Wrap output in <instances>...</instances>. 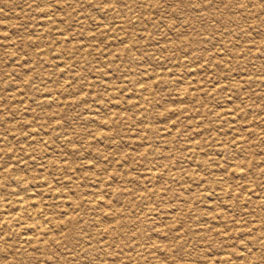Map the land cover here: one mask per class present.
Masks as SVG:
<instances>
[{
  "label": "rangeland",
  "instance_id": "1",
  "mask_svg": "<svg viewBox=\"0 0 264 264\" xmlns=\"http://www.w3.org/2000/svg\"><path fill=\"white\" fill-rule=\"evenodd\" d=\"M0 140V264H264V0H0Z\"/></svg>",
  "mask_w": 264,
  "mask_h": 264
},
{
  "label": "bare ground",
  "instance_id": "2",
  "mask_svg": "<svg viewBox=\"0 0 264 264\" xmlns=\"http://www.w3.org/2000/svg\"><path fill=\"white\" fill-rule=\"evenodd\" d=\"M112 3V2H111ZM118 3H120V2H118ZM123 3V2H122ZM180 5V4H179ZM47 9V8H46ZM125 16V15H124ZM131 20V19H130ZM82 25V24H81ZM35 36V35H34ZM90 39V38H89ZM91 40V39H90ZM59 48V47H58ZM61 48H63L62 46H61ZM65 48V47H64ZM75 49H76V47H75ZM74 49V50H75ZM67 50V49H66ZM50 51V50H49ZM184 54V53H183ZM187 55V54H186ZM45 57V56H44ZM133 57V56H132ZM17 59V58H16ZM48 60V59H47ZM52 60V59H51ZM50 63V62H49ZM91 64V63H90ZM217 64V63H216ZM51 66H53V64L51 65ZM97 67V66H96ZM73 71V70H72ZM105 72V71H104ZM72 73V72H71ZM144 73V72H143ZM72 75H73V73H72ZM107 75V74H106ZM24 84H26L25 82H24ZM61 84V83H60ZM135 84V83H134ZM186 85V84H185ZM139 86V85H138ZM179 86V85H178ZM134 88V87H133ZM179 88V87H178ZM215 88V87H214ZM178 91V90H177ZM53 93V92H52ZM58 93V92H57ZM144 93V92H143ZM60 94V93H59ZM181 94H183V93H181ZM180 95V94H179ZM44 96V95H43ZM55 96V95H54ZM63 97H64V94L62 95ZM99 96V95H98ZM183 96V95H182ZM45 97V96H44ZM262 97V96H261ZM49 98V97H48ZM201 98V97H200ZM56 99V98H55ZM46 100V99H45ZM51 100V99H50ZM31 101H33V99L31 100ZM188 101V100H187ZM62 102V101H61ZM37 103V102H36ZM22 104V103H21ZM68 104V103H67ZM57 105V104H56ZM55 106V105H54ZM49 108V107H48ZM51 108V107H50ZM201 108V107H200ZM236 108V107H235ZM57 109V108H56ZM40 111V110H39ZM47 111V110H46ZM54 111V110H53ZM34 116H35V114H34ZM43 116V115H42ZM28 118V117H27ZM102 118V117H101ZM30 119H31V117H30ZM58 119V118H57ZM28 120V119H27ZM41 120V119H40ZM7 121V120H6ZM97 121V120H96ZM4 122V121H3ZM46 122V121H45ZM52 122H55V121H52ZM13 123V122H12ZM94 123V122H93ZM103 123V122H102ZM96 124V123H95ZM9 125V124H8ZM182 126V125H181ZM93 127H95V126H93ZM101 130H103V129H101ZM7 131V130H6ZM39 132V131H38ZM100 132V131H99ZM26 134V133H25ZM101 134V133H100ZM39 135V134H38ZM47 135V134H46ZM63 136H65V135H63ZM4 137V136H3ZM27 137V136H26ZM46 137V136H45ZM119 138V137H118ZM20 140V139H19ZM56 140V139H55ZM116 140V139H115ZM22 141V140H21ZM45 141V140H44ZM66 142L68 141V140H65ZM0 142H1V140H0ZM72 143V142H71ZM37 144V143H36ZM120 144V143H119ZM24 147H25V145H24ZM26 148V147H25ZM51 148V147H50ZM119 148V147H118ZM145 148V147H144ZM24 149V148H23ZM34 150V149H33ZM19 151V150H18ZM32 151V150H31ZM26 152V151H25ZM234 161H236V160H234ZM45 163V162H44ZM63 163V162H62ZM98 164V163H97ZM177 164V163H176ZM69 165V164H68ZM70 166V165H69ZM10 167V166H9ZM65 167H67V166H65ZM84 169V168H83ZM12 170V169H11ZM10 170V171H11ZM45 170V169H44ZM14 171H15V169H14ZM152 172H154V171H152ZM68 173V172H67ZM8 174H9V172H8ZM12 174V173H11ZM16 174V173H15ZM154 174V173H153ZM45 175V174H44ZM75 175H77V174H75ZM96 176V175H95ZM64 177V176H63ZM17 178V177H16ZM25 179V178H24ZM31 179V178H30ZM41 179V178H40ZM4 181V180H3ZM40 181V180H39ZM45 181V180H44ZM123 181V180H122ZM226 181V180H225ZM23 182H26V181H23ZM47 182V181H46ZM27 183V182H26ZM72 184V183H71ZM82 184H84V183H82ZM5 185V184H4ZM55 185V184H54ZM14 186V185H13ZM42 186V185H41ZM49 186V185H48ZM72 186V185H71ZM80 186V185H79ZM153 186H155V185H153ZM1 187H3L2 186V184H0V189H1ZM73 187V186H72ZM29 188V187H28ZM42 188V187H41ZM8 189V188H7ZM34 189V188H33ZM49 189V188H48ZM75 189H77V188H75ZM129 189V188H128ZM226 189V188H225ZM4 190H5V188H4ZM18 190V189H17ZM28 190V189H27ZM38 189H36V191H37ZM30 191V190H29ZM1 192V191H0ZM20 192V191H19ZM83 192H85V191H83ZM102 192V191H101ZM25 193V192H24ZM34 193V192H33ZM78 194V193H77ZM86 194V193H85ZM90 194V193H89ZM211 194V193H210ZM0 195H1V193H0ZM4 195V194H3ZM16 195V194H15ZM19 195V194H18ZM51 196V195H50ZM5 197H7L8 198V196H5ZM12 197V196H11ZM15 197V196H14ZM59 197V196H58ZM1 198H2V196H1ZM16 198V197H15ZM33 198V197H32ZM54 198H55V196H54ZM84 199H85V197H83ZM119 198V197H118ZM73 199V198H72ZM106 199V198H105ZM111 199V198H110ZM2 200V199H1ZM68 200V199H67ZM40 201V200H39ZM81 201V200H80ZM7 202V201H6ZM23 202L24 201H22V200H19V201H17L16 202V206L18 207L17 208V214L15 215V217H14V219H13V222L14 223H19V224H22V226H24V228H26V229H33V228H35V229H41V230H47L46 228H47V224L48 223H46L44 220H41V219H36V217H38L37 216V214L36 213H34L33 215L31 214V212H28V209L24 206V204H23ZM28 202V201H27ZM83 202V201H82ZM10 203V202H9ZM84 203H87L86 201L84 202ZM90 203H92V202H90ZM26 204H28V203H26ZM37 204H39V203H37ZM97 204V203H96ZM95 204V205H96ZM61 205H63V204H61ZM88 205V204H87ZM7 206V205H6ZM41 207V206H40ZM29 208V207H28ZM61 208V207H60ZM105 209V208H104ZM15 210V209H14ZM30 210V209H29ZM89 212V211H88ZM48 214H49V212H47ZM91 214H92V212H90ZM75 214V213H74ZM45 216H46V213H45ZM52 216V215H51ZM91 216V215H90ZM46 218V217H45ZM65 218V217H64ZM52 219V218H51ZM2 220V219H1ZM41 220V221H40ZM54 220V219H53ZM3 221V220H2ZM48 221V220H47ZM79 223V222H78ZM145 223V222H144ZM10 226V225H9ZM17 227V226H16ZM93 228V227H92ZM22 229V228H21ZM24 230V229H23ZM50 230H52V229H50ZM25 231V230H24ZM24 233V232H23ZM23 235V234H22ZM43 235V234H42ZM25 236V235H24ZM21 237V236H20ZM43 237V236H42ZM47 237V236H46ZM19 238V237H18ZM27 238V237H26ZM56 238V237H55ZM45 239V238H44ZM19 241V240H18ZM44 241V240H43ZM6 242V241H5ZM23 242V241H22ZM122 243V242H121ZM24 244V243H23ZM42 244V243H41ZM27 246V245H26ZM48 248V247H47ZM35 249V248H34ZM40 249V248H39ZM24 250V249H23ZM37 250V249H36ZM41 250V249H40ZM45 252V251H44ZM18 253V252H17ZM26 253V252H25ZM28 253V252H27ZM58 253V252H57ZM11 260V259H10ZM14 260V259H13ZM5 262V261H4ZM154 264V263H153Z\"/></svg>",
  "mask_w": 264,
  "mask_h": 264
}]
</instances>
